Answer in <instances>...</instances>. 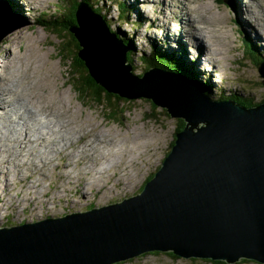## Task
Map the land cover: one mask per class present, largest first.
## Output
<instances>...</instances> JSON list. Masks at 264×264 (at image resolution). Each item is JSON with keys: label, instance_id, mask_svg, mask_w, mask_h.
I'll return each instance as SVG.
<instances>
[{"label": "water", "instance_id": "obj_1", "mask_svg": "<svg viewBox=\"0 0 264 264\" xmlns=\"http://www.w3.org/2000/svg\"><path fill=\"white\" fill-rule=\"evenodd\" d=\"M9 6L0 0V23H18L0 33V41L23 26ZM76 14L81 25L70 31L102 87L130 100L149 99L186 124L137 195L0 228V264H112L153 251L264 263V102L247 107L213 100L196 81L171 73L175 60L135 74L128 46L102 17L84 1ZM258 69L264 84V60Z\"/></svg>", "mask_w": 264, "mask_h": 264}, {"label": "rangeland", "instance_id": "obj_2", "mask_svg": "<svg viewBox=\"0 0 264 264\" xmlns=\"http://www.w3.org/2000/svg\"><path fill=\"white\" fill-rule=\"evenodd\" d=\"M4 1L10 5L9 7L13 16L17 17L20 15L19 19L23 23V26L14 30L0 41V70L2 69L4 60L11 63L9 67L2 69V72L14 70L15 74L18 75L19 72L22 73V70H25L26 77L33 78L30 82L31 85L28 86L31 93L35 92V89L41 92L39 89L41 83L37 84V79L42 81L45 87L43 89L44 97L36 98L37 102H46L54 112H58L55 115L56 123L59 124L61 115L70 122L71 120L74 121L72 125H75V134L69 136L66 143V149H69L71 153L80 150V146L84 145L81 140L83 133L90 132L88 137L91 136L90 138L92 139L104 142L105 146H107L105 143L106 138L110 140V143L106 147L108 151L105 150L106 161H103L101 169L94 172L90 171L92 170L90 169L91 166L87 167L88 162L95 164L93 159H97L96 161L98 162L99 160L100 162L97 152L93 149H85L86 154L81 153L79 157L86 156V158H82L81 162L78 163V160L73 156H65L63 159H60L57 151L51 152L46 157L37 158L35 155L38 153L45 155L49 152L45 146L40 144L30 158L35 160H51V162H49L47 167H40L38 169H36L35 162L29 165L30 168L24 167V172L29 171L27 175L19 173L17 176V173L15 174L14 171L15 168L12 165L13 160L17 163L23 162L22 160L25 159V155L18 154L12 156L13 160L4 165L3 170V163H1L0 169L3 171L4 176L0 175V196H2L0 198V228L12 227L25 222H35L49 217L54 218L66 214L85 212L94 207L117 203L138 194L146 179L161 167L160 165L169 150L175 129L179 124V118L171 117L165 108L155 105L149 99L138 98L128 99L129 102L122 100L119 104L117 99L116 103L119 107L117 116L121 117L119 121H116L107 115L105 108L80 95L77 90V86L80 83L76 82L79 81L84 73H73L70 66L72 61L70 52L63 50L66 52L65 55H62L59 51V49L66 48L72 44V36L65 27V24L72 21V18L67 17V15L72 11L75 4H78V0ZM120 1H127L130 10L127 15L131 19L130 22L119 21V11L114 0H102L101 4L106 12L111 14L112 25H108V28L110 30H119L121 35L118 38L132 40V47L135 52L139 51V54L145 52L148 55L154 47H161L163 51H167L170 54H179L183 64H190L198 70L196 78L200 83L207 84L210 87V91H212L211 94L215 97H219L227 91L229 93L235 92L236 97L234 99L239 97V99L249 103L260 102L264 99L263 78L255 64L257 54L252 49L245 52V44L243 43L244 38H248L253 43L259 45V51L264 53V25L259 20L256 21V18L252 15L253 10L251 7H246L242 2L239 5V0H224L225 3L223 4L217 3L216 0H201L202 3L200 5L195 0H179V2L178 0H161V4H156L159 0ZM38 2L42 6L41 8L34 6ZM245 2H249L254 7L253 9L258 12V15L264 19V8L261 5V2L264 4V0H245ZM208 3L212 5L214 13L219 12L221 14L220 19H216L214 24L211 23L213 13L207 10ZM190 5L194 7L201 6L200 12L207 15L210 24L198 21L200 27L204 28L207 32L208 29H217L218 31L215 30L217 35L221 33L220 39L218 37L215 38L216 42L211 41L212 39L209 38L212 44L209 59L214 64V67L210 69L203 68L197 62V53L201 46H205V33L198 36L195 33L189 32L194 38L196 46L186 39L185 34L187 32L185 30H182V33L179 32L180 27L183 26L184 17L182 14L186 13V6ZM237 7L240 10V14L243 12L248 14L246 20H242L241 16L237 13ZM41 11H44L49 16L64 13V21L61 22L57 18L56 20L54 18L51 19L56 23V30L42 26L39 24V21H41L39 16ZM192 14H194V11ZM248 18L250 23L248 22ZM138 22L142 24L137 26ZM257 30L261 33L259 37H257ZM208 34L210 35L211 33L208 32ZM27 45L35 46V53L39 55L36 56V60L41 67L37 66L35 68L37 73L33 72V69L27 70L26 63L29 60ZM42 47L44 49H41ZM11 51L14 52V57L10 55ZM45 52L48 54H45ZM128 52L129 49L127 50V55ZM45 57L50 60V64L51 66L53 64L55 70L48 65V60ZM137 59L132 60L133 66L138 69L137 73L148 71V67L144 68L141 60ZM46 60L47 64H45ZM261 60V57H257L256 63ZM16 66H19L17 71L15 70ZM70 79L76 81L73 82L75 87L70 83ZM48 82L50 85L47 88ZM27 83L28 81H25V84ZM34 83L38 88H33L34 85L32 84ZM22 89L24 90L25 88L22 87ZM20 90L16 96L15 106L9 114L11 118L7 119V126L12 129L10 135L13 134L11 136L16 140L19 138L24 139L22 136L25 134L27 126H30L31 128H41L50 137L51 135L48 133V130L43 126L44 121L45 123L47 121L45 117H39V122L37 123L28 117V100H23V96H26L28 91L27 89L24 91ZM51 90L55 91L57 96ZM33 95L37 96L36 92ZM60 107L64 108L61 109ZM125 109L127 111H124ZM20 113L24 115L25 119L18 117ZM69 114H71V119ZM4 124L5 122L1 126L3 127ZM78 126L81 128V131L78 130ZM133 130H136V132L134 133ZM47 143L50 144V142ZM63 143L61 142V144ZM56 149H59L57 145ZM8 150L10 151L9 147ZM14 151V154L18 153L17 150ZM116 155L122 159L118 162L117 169L114 168ZM0 162H3L1 157ZM99 162L95 164L97 167L100 164ZM110 162H113L114 165H109ZM68 163L69 165L66 166ZM57 165L60 167L56 168ZM127 165H129L128 168ZM21 166V164L16 165V167ZM158 166L160 167L158 168ZM118 169L125 170L122 173ZM43 173L46 174V177L41 175ZM130 174H132L131 177ZM35 176L40 180L38 183L39 188L28 190L29 183L36 180ZM71 177H75V179L72 180ZM90 182L98 183L88 184ZM9 183L13 184V189L8 188ZM12 184H10L11 187ZM3 188L8 189L4 192ZM35 190L37 191L36 193H30ZM53 190L57 191V193H54L56 196L55 199L53 198V202L51 201L47 205L45 199L38 200L44 193L48 191L53 193ZM25 198L33 200L31 207H27L31 201H22ZM14 199L16 203L13 202ZM25 216L27 218H24ZM112 264L264 263L250 259H241L235 263H228L226 261L223 263L204 258L173 257L169 252L155 251L146 252Z\"/></svg>", "mask_w": 264, "mask_h": 264}, {"label": "bare ground", "instance_id": "obj_3", "mask_svg": "<svg viewBox=\"0 0 264 264\" xmlns=\"http://www.w3.org/2000/svg\"><path fill=\"white\" fill-rule=\"evenodd\" d=\"M37 1H40V0H37ZM32 2H35V1L33 0ZM178 2H179V0H178ZM195 2H197L198 5H200L202 3L201 0H195ZM240 2H242L248 8L251 7L252 10H253L252 15H254V17L256 18V21L259 20V22L264 25V19L258 15V12H256L253 9L254 7H252V5L249 4V2H245V0H239V5H240ZM158 3L161 4V0H159L158 2H156V4H158ZM261 5H263V8H264V4L262 2H261ZM34 6L37 7V8H41L42 7L39 2L36 3V5H34ZM207 7H208L207 10H209V11H211L213 13V18H211V23L214 24L216 19H220L221 14L219 12L218 13H214L212 11L213 8H212V5L210 3H208V6ZM200 10H201V6H195V7L192 6V5L186 6V11H185L186 13L185 14H182V16L184 17V19H183V26L180 27L179 32L182 33V30H185L187 32L185 34L186 39L187 40H190L196 46H197V44H196L194 38L189 34V32L195 33L198 36H200V35H202V34L205 33L204 34V37H205V46H201L200 47V50L197 53V55H198L197 56L198 57L197 58V60H198L197 62L203 68L210 69V68L214 67V64H212V61L209 59V57L211 56L210 53H211V47H212L211 41L216 42L215 41V38H217V37L220 39L221 33H219V35H217L216 32H215V30L218 31L217 29H215V30L214 29H211V30L208 29V32L211 33L209 35L208 32L204 28H202V27H200L198 25V21H201V23H208V24H210V22H209V20L207 18V15H205L202 12H200ZM193 11H194V14H192ZM237 13L241 16L242 20H246L247 17H248V14H246L245 12H243L242 14H240V10H239L238 7H237ZM74 19H77V15L74 16ZM206 20H208V21H206ZM248 22H249V18H248ZM161 23H163V22H161ZM165 23H167V22H165ZM252 25H254V24L252 23ZM250 31L252 32V30H250ZM227 33H228V31H227ZM206 34L208 35V37H207ZM260 34H261L260 31L257 30V37H259ZM223 36H224V34H223ZM209 38H211L212 40L210 41ZM224 38H225V36H224ZM218 41L220 42V40H218ZM27 48L29 49V56H28L29 57V60L26 63L27 70L30 71V69H33V72L37 73V70L35 68L37 66H39V68L41 67L38 64L37 60H36V56H39V55H37V53H35L36 52L35 46L27 45ZM41 49H44V47H42ZM43 53H44V51H43ZM45 54H48V53L45 52ZM214 54H216V53H214ZM10 55L12 57H14V52L11 51L10 52ZM221 57H222V55H221ZM46 59L48 60V65L51 66L50 60L48 58H46ZM47 60L45 61V64H47ZM10 63L11 62L8 63L7 60L6 61L4 60V63L2 64V69H5L6 67H9ZM70 66L72 68V63H70ZM51 67L53 68V64H52ZM17 68H19V66H16L15 67V70L16 71H17ZM2 69L0 70V157L2 158V161H3V162H0V165H1V163H3L2 164V170H3V166L4 165L8 164L11 160H13L12 156H16L18 154L25 155V159L22 160L23 162H18V163L17 162H14V160H13V164L12 165L15 168L14 171H15V174L17 173V176H18L19 173H25L27 175V172H29V171L24 172V169L23 168L24 167H29V165L30 164H33L34 162H35L36 169H38L40 167H47L49 165V162H51V160H35L33 158H30L34 154V150L40 144L43 145V146H45L48 149L49 152H48V154H45V155H43L41 153H38L37 155H35V157H37V158L46 157V155L51 154V152L57 151V154H59L60 159H63L65 156H73L75 159L78 160V163L81 162L82 158H86V156H83L82 158L79 157V155L81 153H85L86 154V150H92L93 149L95 152H97V156L100 158V162L98 160V162L100 164L97 167L95 165L96 163H98L96 161L97 159L96 160L93 159V161H95V164L93 162H88L87 163V167L88 166H91L90 169H92V170H90V171H93V172L96 171V170L101 169L103 161H106L105 150L108 151V149L106 147L109 145L110 140L106 138L105 143H106L107 146H105L103 144L104 142H102V141L99 142V140L92 139V138H90L91 136L88 137L89 134H90V132L83 133L82 135L81 134L80 135H81V140L83 141V144L84 145H81L80 146V148H81L80 150H78V151H76L74 153H71V151L69 149H66V143H67V140L69 139V136H73L75 134V131H74V128H75L74 126L75 125H72V123H74V121L71 120V122H70V121L66 120L67 118H65L64 116L61 115V119L59 118V124L56 123L55 122V119H56V116L55 115L58 114V112L57 111L54 112L52 110L51 106L49 107L46 102H37L36 98H40V97L43 96V89L45 88L43 86V84H42V81L40 79H37V84H40L41 83L39 85V89L41 90V92H38L35 89V92L37 94V96H35V95H33V93H35V92L31 93L30 90H29L30 87L28 88V86L31 85L30 82H31V80L33 78L32 77L31 78H27L26 77V74H25V72H26L25 70H22V73L19 72V74L16 75L15 72H14V70L13 71H8V72H2ZM213 73H215V72H213ZM25 81H28V83L25 84ZM32 85H34L33 88H38L35 83L32 84ZM48 85H50L49 82L47 83V88H48ZM22 87L25 88V89H27V91H28L27 93L25 92L27 95L26 96H23V100H25V101L28 100V105H27L28 117L31 118V119H33L36 123L39 122V117H41V116L45 117L47 119V121H46V123L44 121L43 126H44V128H46L48 130V133L51 135L50 137H48L43 132V130L41 128H39V127L31 128L30 126H27L28 125L27 122H26L27 123V125H26L27 126V129L25 130V134L22 136V137H24V139L19 138V139L16 140V139H13L12 138L11 135H13V134L10 135V132L12 131V129H10V127L7 126V122H8L7 119H10L11 118V116L9 115L10 114V111L14 108L15 103H16V96L19 93V89L23 90ZM51 92L53 94H55V91H52L51 90ZM63 108H61V109H63ZM7 112H8V114H6ZM69 116H70V119H71V114H69ZM18 117L21 118V119H25L24 118V115L22 113H20L18 115ZM4 122H5V124L2 127L1 124L4 123ZM82 125H84V123H82ZM79 126L77 128H78L79 131H81V128ZM100 132H102V131H100ZM133 132L135 133L136 130H133ZM47 142H50V144H48ZM61 142H64V143L61 144ZM56 145L59 148L58 150L56 149ZM92 146H94V147H92ZM8 147H9L10 151L8 150ZM14 150H17L18 153L17 154H14V152H15ZM121 160L122 159L118 158V156H117V158L115 160V166H114L115 169H117L116 166L118 165V162L121 161ZM75 162H76V160H75ZM18 164H21L22 166L21 167H16V165H18ZM59 165H57L56 168H59L60 167ZM68 165H69V163L66 166H68ZM109 165H112L113 166L114 163L113 162H110ZM128 167H129V165H127V168ZM125 169H121V170L118 169V170L123 173ZM2 170L0 169V175H3V171ZM9 172H11V171H9ZM9 172H7V173H9ZM81 173H83V172H81ZM41 175L42 176L44 175L46 177V174L45 173H43ZM131 175L132 174H130V177H131ZM71 179L74 180L75 177H71ZM39 181L40 180L36 177V180L35 181H33L32 183H29L28 190L33 189V188L34 189H38L39 188L38 187ZM92 183H98V182H90L88 184H92ZM5 184H7V183H5ZM10 184H12V183H9L8 188L13 189V187H14L13 184H12V187L10 186ZM8 188H3L4 192ZM56 190H58V189H56ZM34 192L36 193L37 191L36 190L35 191H31L30 193H34ZM54 193H57V191H54L53 190V193H50L48 191V192L44 193V195L41 198H38V200L45 199V201L47 202V205H48L49 202H51L53 200V198L55 199V196L56 195ZM0 198H2V196H0ZM24 200L31 201V203L27 207H31L32 206L33 200H30V199L25 198L22 201H24ZM13 202L16 203V200L14 199ZM8 208H10V207L8 206ZM24 218H26V216Z\"/></svg>", "mask_w": 264, "mask_h": 264}, {"label": "trees", "instance_id": "obj_4", "mask_svg": "<svg viewBox=\"0 0 264 264\" xmlns=\"http://www.w3.org/2000/svg\"><path fill=\"white\" fill-rule=\"evenodd\" d=\"M80 1L86 2L88 7H90L95 13H98L102 17V19L104 20L107 27H108V25H112L111 19H110L111 14H108V12H106V10L103 8V6L101 4L102 0H78V3ZM216 1L219 4L225 3L224 0H216ZM114 2L118 7V11H119L118 19H119V21L130 22L131 19L127 15L130 12L127 1L114 0ZM77 8H78V4L76 3L74 8L72 9V11L70 13H68V15H67V17L72 18V21L65 24V27L68 30H70L72 25L76 24V27L81 25L79 18H78V20L74 19V16L77 15L76 14ZM39 16L41 18V21H43V22L39 21V24L42 26H45L47 28H50L52 30H56V23L51 20L52 18H54L55 20L57 18L61 22L64 21V13H61V15L49 16L47 13L42 11ZM141 24H142L141 22H138L137 26L141 25ZM111 31L116 34L117 38H118V36L121 35L119 30L113 29ZM70 34L72 36V39H71L72 44L66 48L59 49L60 54L65 55L66 51H63V50H68L70 52V55L72 56V61H71L72 72L73 73H76V72H83L84 73L80 77L79 81L76 82L74 79H70V83L73 86H74L73 82L80 83V85L77 86V90L82 97H84L85 99H90V100L94 101L98 106L105 108V111L107 112V115L110 118H112L116 121H119L121 116H117V110L119 108L117 103H116L117 99H118V104L122 100H126L128 102H129V100L126 98L120 97L117 94H112V93L107 92L104 89V87H102V85L97 81V79L94 76L90 75L89 67L87 65L86 59L79 55L81 48L79 47L78 41L80 38H79V36L77 37L76 34L73 32L72 33L70 32ZM123 41L126 45H128V48H129V52H128L129 61H132V60H135V58H138L141 60L144 68L148 67V69H151V68L160 67V65L164 62H167L170 60H175L176 64L174 65L173 72H171V73H174V72L182 73V74L188 76L190 79L196 81L197 84L200 85V87L205 91V93H207L209 95V97L212 98L213 100H221V99H229V98L234 99L236 97L235 92L229 93L227 91H225L224 94H222L219 97L213 96L211 94L212 91H210V87L207 84L198 82V80L196 78L198 70L190 64L184 65L181 62L180 57L177 53L170 54L167 51H163L161 47H154L148 55L145 52H142V54H139V51L138 52L134 51V49L132 47V44H133L132 40L123 39ZM248 42H251V40H249L248 38H246V39L244 38L243 43L245 44V51L248 52V51H250V49H252L254 51V53L256 52L257 55L255 57V64L258 68L260 63L264 60V53L259 51V45L255 44V43L250 45ZM257 57H261L262 60L258 61L256 63ZM190 63H193V62H190ZM167 70H169V69H167ZM133 71L137 73V71H138L137 67L136 68L134 67ZM190 76H192V77H190ZM234 100L237 101L239 104H242V105L247 106V107H251L255 104H259L261 102H264V99H263L260 102L249 103V102H246L242 99H239V97H237ZM124 111H127V110L125 109ZM185 124H186V122L182 118H179V124L177 125V127L175 129V133L173 134V139L169 145V150L167 151L166 155L169 153L171 147L174 144V141H175L174 137L176 136V133L178 131L182 130L184 128ZM160 166H158V168ZM156 172H153L152 175L149 176L145 182L147 183L149 180H151L154 177ZM146 183H144L143 186L140 188V190H139L140 192H142L144 190ZM153 252H155V251H153ZM158 252H160V251H158ZM169 253L173 257H176V255L173 252H169ZM242 260H246V259L242 258ZM220 262L225 263V261H220Z\"/></svg>", "mask_w": 264, "mask_h": 264}, {"label": "clouds", "instance_id": "obj_5", "mask_svg": "<svg viewBox=\"0 0 264 264\" xmlns=\"http://www.w3.org/2000/svg\"><path fill=\"white\" fill-rule=\"evenodd\" d=\"M42 12V11H41ZM73 26H75L76 27V24L75 25H73ZM77 27H79V26H77ZM69 32H71L70 30H68ZM111 31V30H110ZM112 32V31H111ZM72 33V32H71ZM114 33V32H113ZM120 39V38H119ZM122 40V39H121ZM123 41V40H122ZM124 42V41H123ZM250 45H252L253 43H251V42H248ZM78 44H79V47L81 48V49H83V46H81L80 45V41H78ZM128 44V43H127ZM246 52V51H245ZM154 53V52H153ZM127 63H129V64H131V66H132V72L133 73H135V74H140V76L144 73V71H142L141 73H136V72H134L133 71V69H134V66H133V63H132V61H129V58H128V55H127ZM259 68V67H258ZM258 71H259V69H258ZM89 73H90V71H89ZM90 75H91V73H90ZM262 77V76H261ZM114 94V93H113ZM119 96V95H118ZM127 99V98H126ZM231 99H233V98H231ZM130 100V99H129ZM146 183V182H145ZM140 193V192H139ZM137 195V194H136ZM121 202V201H120ZM118 203V202H117ZM67 215V214H66Z\"/></svg>", "mask_w": 264, "mask_h": 264}]
</instances>
